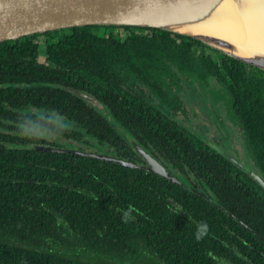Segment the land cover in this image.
Wrapping results in <instances>:
<instances>
[{"label":"trees","instance_id":"trees-1","mask_svg":"<svg viewBox=\"0 0 264 264\" xmlns=\"http://www.w3.org/2000/svg\"><path fill=\"white\" fill-rule=\"evenodd\" d=\"M41 50L49 63L37 61ZM171 66L226 85L260 169L248 168L264 176L260 69L157 29L92 26L0 43V264H221L226 253L264 264V189L134 92L137 81L160 91L156 74ZM32 107L67 119L27 117ZM84 135L111 152L89 151L135 163L119 150L137 142L212 202L142 170L34 149H76Z\"/></svg>","mask_w":264,"mask_h":264},{"label":"water","instance_id":"water-1","mask_svg":"<svg viewBox=\"0 0 264 264\" xmlns=\"http://www.w3.org/2000/svg\"><path fill=\"white\" fill-rule=\"evenodd\" d=\"M223 1L225 0H0V43L62 29L92 26L157 29L201 42L234 60L264 72V53L241 56L237 54V48L231 42L203 34L199 29L194 28L206 21ZM67 91L100 111L104 108L99 100L90 94L75 89H67ZM201 138L206 141L205 138ZM131 146L145 162L143 165L95 151L47 146H35L34 149L89 157L142 170L189 189L212 202L203 191L195 187L187 188L182 177L167 169L137 142L132 141ZM211 146L217 150L215 146ZM221 154L245 171L264 189V179L260 175L251 168L245 167L234 157ZM241 224L253 232L247 225ZM257 236L260 237L259 234Z\"/></svg>","mask_w":264,"mask_h":264},{"label":"flooded vegetation","instance_id":"flooded-vegetation-1","mask_svg":"<svg viewBox=\"0 0 264 264\" xmlns=\"http://www.w3.org/2000/svg\"><path fill=\"white\" fill-rule=\"evenodd\" d=\"M41 51H40V55L37 58V61L39 63H42V64L49 63V62H47L46 56L44 55V50H41ZM49 65L50 64H48L47 66H49ZM181 74L186 76V77H188V78H190V79H194V77H192V76H190L188 74H185V73H181L180 71H178L176 73L178 79L180 77H182ZM155 78L158 80V82L161 85V90L160 91L155 90L154 87H150V85H147L144 82L137 81L135 86H134L135 87L134 92L136 94H138L139 96L144 94V96L148 100V103L153 108L159 109L161 112H164L168 116H170L171 119H174L177 122H179L176 119L177 116L175 115L174 111H178L179 113H185V108L181 106V103H179V101L177 100V98L175 96V93L171 90V88L176 84L173 80H176V79H174L173 75L170 72H168V71H164L163 73H161L160 76H158L156 74ZM212 80H214V81H212ZM213 82H216L218 84V87H219L216 90H212V91H216V92H212V91L209 90L210 86L212 85ZM199 85H200L201 93H199V94L197 93L196 95L198 97H201V98H206L207 94L212 92L213 99L214 100L216 99L219 104L223 103V106L225 108L223 110H226V116H228V119L223 121L222 117L220 116V112L221 111L218 112L219 111V105L216 107L218 111L216 113H213V116L216 115L218 117L216 118V116H214V118H215V122L214 123L216 124L217 129L223 131L224 136L221 139L216 138L215 140H213L214 146L218 145V144H221V143H224L225 145H224L223 148H225V150L228 151L229 154L232 155L235 159H237L241 164H243L246 167L257 168L258 169L259 166H258V164L256 162L255 156H254L253 152L251 150H249V148H248L247 137H246V134L244 132L240 117L237 116V114H236V112H235V110L233 108V105L231 104L232 98H231V96L229 95V93L227 91L226 85L220 84L214 78H210L207 81H199ZM176 90H177V92H179V87H177ZM145 91H148V93L146 94ZM214 100H212V101H214ZM100 103L104 106L102 111H100L96 107H93L89 103H87V104L89 106L95 108L99 112H102V114L105 117H108L109 116V112L106 110L105 105L102 102H100ZM24 109L27 111V113H25L27 117H32V118L35 117V118H38V119L39 118L40 119H47V120L52 121V122L55 121L54 122L55 124H57L56 121L59 122V121H64L65 119H67L66 116H64L61 113L56 112V111L53 112L51 110H43V109H39V108H36V107H32L31 109L30 108L29 109L28 108L27 109L24 108ZM190 109L193 110V108H190ZM210 109H213L212 106L210 107ZM219 123L221 124L222 127L220 126ZM185 127L190 132L195 134V132L192 131L191 128H189L188 126H185ZM235 127H238V131L240 132V134L242 136V143L234 135ZM203 136H205V134H202L201 137H203ZM203 138H205V137H203ZM59 139L65 140L63 137H59ZM136 140L138 142H140L138 139H136ZM77 143H81L82 145L88 147V148H84V150H89V149L96 148V147H99L98 149H100L101 151H103L104 149H110L109 145L100 144L97 140L93 141L90 136H86V135H84L82 137V142H77ZM219 147H221V146H219ZM81 148H83V147H81ZM81 148L76 147V149H81ZM239 149H241L242 151L245 152L246 156L250 159L249 162L248 161L247 162L242 161V158H240V156L238 155V152H237V154H235V150H239ZM92 150H95V149H92ZM119 153L121 155H123V156H124V154H126L127 156H129L130 159H133L134 161H136L137 164L143 165L145 163L141 159V157L135 152V150L131 147L129 142H126L121 147V150H119ZM136 154L140 157L141 160L138 159ZM261 177L264 179V176L262 174H261ZM183 180H184V183L187 186V188H190V187H193V188L195 187L196 188L197 185L194 183L195 179L193 177H190V178L183 177ZM211 197H213V196H211ZM254 231L259 233L260 235H262L259 231H257V230H254ZM231 233L236 236V233H234V231H231ZM259 240L261 241V239H259ZM224 245L227 247L226 244H224ZM231 251L233 253H235L234 249H231ZM236 255L237 256H229L226 253L224 255H216V259L219 260V262L221 264H242L243 261H247V264H254L253 261H251L250 259L246 258L247 256L243 255L244 257H242L241 254H237V253H236Z\"/></svg>","mask_w":264,"mask_h":264},{"label":"bare ground","instance_id":"bare-ground-1","mask_svg":"<svg viewBox=\"0 0 264 264\" xmlns=\"http://www.w3.org/2000/svg\"><path fill=\"white\" fill-rule=\"evenodd\" d=\"M194 28L231 42L241 56L264 53V0H225Z\"/></svg>","mask_w":264,"mask_h":264},{"label":"rangeland","instance_id":"rangeland-1","mask_svg":"<svg viewBox=\"0 0 264 264\" xmlns=\"http://www.w3.org/2000/svg\"><path fill=\"white\" fill-rule=\"evenodd\" d=\"M170 71L174 79H176L173 80L176 84L171 88V90L175 93V96L179 101V103H181V106L185 108V113H179L178 111H174L175 115L177 116L176 119L183 125L191 128L196 135L202 136V134H205V136L203 137H205L208 143L214 146L213 140H215L216 138L221 139L224 136L223 131L217 129V126L214 123L215 122L214 116L216 115L213 116V113H216L218 111L216 108L218 105H219L218 112L221 111L220 116L222 117V120L225 121L226 119H228V116H226V110H223L225 109L223 103L219 104L218 101L216 99L214 100L212 97V92H216L212 90L218 89L219 88L218 84L216 82H213L209 89L212 92L207 94L206 98H201L196 95L197 93L198 94L201 93L199 81L197 79H190L182 74H181L182 77L178 79L176 75V71L175 69H173V66L170 67ZM177 87H179V92H177L176 90ZM145 93L147 94L148 91H145ZM211 106L213 109H210ZM190 108H193V110H191ZM217 117L218 116H216V118ZM234 135L242 143V136L238 131V127H235ZM50 141L53 142L56 141V139L51 138ZM61 142L64 143V141ZM80 145L76 144V147L80 148ZM218 145L221 146L222 148L219 147ZM218 145H215V148H217L219 152L233 157L232 155L229 154L228 151L225 150V148H223L225 145L224 143ZM85 147L88 148L87 146ZM98 148L99 147H96L95 149ZM103 152L109 153L111 151L110 149H104ZM237 152L240 158H242V161L244 162L250 161V159L246 156L244 151H242L241 149L235 150V154H237Z\"/></svg>","mask_w":264,"mask_h":264}]
</instances>
